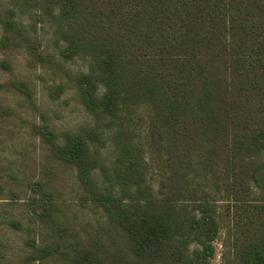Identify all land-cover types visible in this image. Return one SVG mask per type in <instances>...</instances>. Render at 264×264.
<instances>
[{"label": "trees", "instance_id": "1", "mask_svg": "<svg viewBox=\"0 0 264 264\" xmlns=\"http://www.w3.org/2000/svg\"><path fill=\"white\" fill-rule=\"evenodd\" d=\"M9 1L0 51L48 72L51 98L72 90L92 119L60 135L28 80L0 79V91L38 111L31 131L76 171L81 202L102 219L82 236L51 181L33 183L41 197L25 260L213 264L223 232L222 264H264V0ZM42 22L55 51L38 37ZM75 58L87 72L68 69ZM16 112L0 104V123Z\"/></svg>", "mask_w": 264, "mask_h": 264}, {"label": "rangeland", "instance_id": "2", "mask_svg": "<svg viewBox=\"0 0 264 264\" xmlns=\"http://www.w3.org/2000/svg\"><path fill=\"white\" fill-rule=\"evenodd\" d=\"M0 4L7 7L10 1L0 0ZM20 18L26 24L31 22L28 14H23ZM37 34L46 51H55L49 23H39ZM1 35L0 27V38ZM4 59L9 60L12 71H7L0 65V79L3 81L18 77L28 80L35 91L40 110L47 114L57 133L61 135L76 131L78 126L91 121L92 117L75 98L72 90H68L58 99H52L48 89L52 84L51 75L40 67H30L23 54L13 52L5 56L0 51V62ZM66 65L75 73L87 72L89 60L75 58L66 62ZM0 104L11 106L17 111L15 116L0 123V264H52L25 260L28 248L26 249L24 240L29 231L33 232L30 230L34 226L33 210L39 208L36 200L41 197L40 193L33 190L32 184L43 178L51 181L50 188L60 207L59 214L64 222L77 229L84 237L95 234L101 212L81 202L76 171L55 161L41 137L31 131V122L42 123L38 111L22 106L19 96L5 91H0ZM103 156L110 166L115 159L112 145L109 144L104 149ZM96 175L102 179L100 173L97 172ZM15 220L23 224L22 230L11 225ZM36 238L39 242L48 239L42 234H36ZM223 238L222 232L214 243L216 256L213 264L223 263Z\"/></svg>", "mask_w": 264, "mask_h": 264}]
</instances>
